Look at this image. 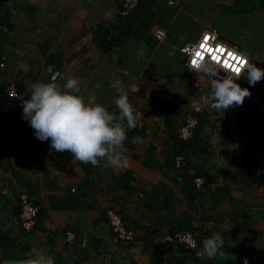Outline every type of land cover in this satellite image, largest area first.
I'll return each instance as SVG.
<instances>
[{
    "label": "crops",
    "instance_id": "0c3cea01",
    "mask_svg": "<svg viewBox=\"0 0 264 264\" xmlns=\"http://www.w3.org/2000/svg\"><path fill=\"white\" fill-rule=\"evenodd\" d=\"M121 2L0 0L3 94L15 81L27 98L26 86L48 77L51 60L60 76L79 80V95L94 94L114 114L118 92L109 85L120 79L143 114L127 130L128 166L118 169L50 151V140L35 138L22 107L0 108V264H21L33 248L54 256L55 264H264V79L254 86L246 75L237 80L251 91L242 106L196 113L190 100L199 101L209 88L195 86L197 76L180 49L215 29L264 68V0H182L177 6L140 0L126 16ZM159 29L163 39L156 37ZM189 113L198 119L192 146L172 138ZM204 173L201 187L186 185ZM23 191L38 205L32 229L20 224ZM109 210L134 231L132 241H113ZM181 229L192 230L201 247L205 237L220 233L224 257L209 260L164 240Z\"/></svg>",
    "mask_w": 264,
    "mask_h": 264
},
{
    "label": "clouds",
    "instance_id": "9594fccd",
    "mask_svg": "<svg viewBox=\"0 0 264 264\" xmlns=\"http://www.w3.org/2000/svg\"><path fill=\"white\" fill-rule=\"evenodd\" d=\"M206 36L198 45L182 49L188 56V70L197 76L195 86L201 89L202 85L207 84L209 88L206 96L199 101L190 100L189 106L196 113L207 108L224 113L229 106H242L245 98L251 97L250 89L241 87L237 80L246 75L249 85L254 86L264 79V68L248 62L246 52L225 49L221 52V47L209 46V40L204 39ZM137 55L139 57L142 53ZM225 55L236 62L235 67L229 59L223 58ZM221 69L226 75H221ZM61 79L65 81L63 84L57 82ZM109 86L118 92L114 100L115 114L97 103L94 94L90 93L86 99L79 95L80 82L71 75L62 77L54 73L47 82L37 81L26 86L28 98L23 95L16 98L22 100V116L34 130L35 138L41 142L50 140V151H67L74 159L84 164L90 163L93 167L106 161V167L125 169L128 166V159L124 155L127 130L136 128L143 114L130 103L123 81L113 79ZM4 96L9 99L5 91ZM139 139L134 137L133 143H138ZM260 172L257 170L256 174L260 175ZM223 247L221 234L215 232L203 239L202 256L209 260L223 258ZM21 264H55V258L33 248L32 256Z\"/></svg>",
    "mask_w": 264,
    "mask_h": 264
},
{
    "label": "built area",
    "instance_id": "2783aa9c",
    "mask_svg": "<svg viewBox=\"0 0 264 264\" xmlns=\"http://www.w3.org/2000/svg\"><path fill=\"white\" fill-rule=\"evenodd\" d=\"M169 5L177 6L181 3L182 0H166ZM140 0H122L121 2V8L120 13L123 16H126L130 14L132 11H134ZM207 34L209 39V46L215 48V47H222L223 49L227 51L236 50L241 51L237 45L233 43H229L219 37L218 32L215 29H204L199 37L192 42H186L180 49L185 48H192L193 46L198 45L202 42V37ZM156 37L158 39H163L165 37V31L163 29H159L156 32ZM215 38L214 40L212 38ZM184 53V52H183ZM185 54V53H184ZM185 64L187 67L188 62V56L185 54ZM4 56L1 55L0 59V66L4 65ZM224 59H229L226 55L223 57ZM246 59L249 62L248 56H246ZM229 62L233 64V67L236 66V62L229 59ZM221 75H226V73L223 71V69L220 70ZM5 95L9 99H13L16 101H20V99H17L16 96L23 95L24 98H26L25 93L21 87H19L15 81H10L7 84V87L5 88ZM198 119L193 113L187 114L184 122L179 127L177 136L181 139H188L194 134V130L196 128ZM174 163L176 166H181L183 163V156L177 155L175 156ZM195 184L197 187H201L203 184V177L202 176H196L194 178ZM142 194V193H141ZM140 194V195H141ZM19 204H20V211H19V219L20 224L25 229H32L34 228L36 217L38 213V205L35 204L29 197V195L23 191L19 194ZM109 215V222L112 229V239L115 242H126V241H132L134 239V231L127 228L124 224V222L121 220V217L114 212L113 210L108 211ZM68 238L72 239L74 236V233L69 230L67 232ZM164 240H176L178 243L182 244L186 248L193 249L195 251V254L197 256H202V247L200 246L197 237L195 236L194 232L190 229H184L179 230L175 233V235H167L164 236Z\"/></svg>",
    "mask_w": 264,
    "mask_h": 264
},
{
    "label": "water",
    "instance_id": "95a60500",
    "mask_svg": "<svg viewBox=\"0 0 264 264\" xmlns=\"http://www.w3.org/2000/svg\"><path fill=\"white\" fill-rule=\"evenodd\" d=\"M50 64H51L50 74L48 75V77L43 79L42 82H47L54 73H57V69L54 68L51 60H50ZM20 107H22V100L16 101L13 99H6L3 92L0 89V108L1 109L13 111Z\"/></svg>",
    "mask_w": 264,
    "mask_h": 264
},
{
    "label": "trees",
    "instance_id": "16d2710c",
    "mask_svg": "<svg viewBox=\"0 0 264 264\" xmlns=\"http://www.w3.org/2000/svg\"><path fill=\"white\" fill-rule=\"evenodd\" d=\"M116 25H118V22H117V24ZM104 36H106V34H104ZM22 116V115H21ZM197 127H198V125H197ZM197 129V128H196ZM196 131V130H195ZM195 134V133H194ZM194 134H193V136L190 138V139H188V140H184V139H181V138H179L178 136H177V134L173 137V135H172V138H175V139H178V140H184V142H186L189 146H192L193 145V141L194 140H192V138L194 137ZM196 176H202L203 177V182L205 181L206 182V180H208V177H207V175L204 173L203 175H194L193 176V178H192V180L193 181H191L190 182V184L189 183H186V185H191L192 186V188H196L195 187V181H194V178L196 177ZM195 194L197 195V194H199V192H197V191H195ZM181 230H184V229H181Z\"/></svg>",
    "mask_w": 264,
    "mask_h": 264
},
{
    "label": "snow or ice",
    "instance_id": "6c2138e0",
    "mask_svg": "<svg viewBox=\"0 0 264 264\" xmlns=\"http://www.w3.org/2000/svg\"><path fill=\"white\" fill-rule=\"evenodd\" d=\"M204 39H205V41H208V40H209V39H211V38L206 36ZM203 46H204V45H202V47H203ZM220 51H221V52H223V51H224V49L221 47V48H220ZM229 56L231 57V56H232V54H231V53H229ZM229 66H230V65H229Z\"/></svg>",
    "mask_w": 264,
    "mask_h": 264
},
{
    "label": "rangeland",
    "instance_id": "374dc122",
    "mask_svg": "<svg viewBox=\"0 0 264 264\" xmlns=\"http://www.w3.org/2000/svg\"><path fill=\"white\" fill-rule=\"evenodd\" d=\"M196 40V38H193V39H191V40H189V42H192V41H195ZM242 47H240V49H241Z\"/></svg>",
    "mask_w": 264,
    "mask_h": 264
}]
</instances>
